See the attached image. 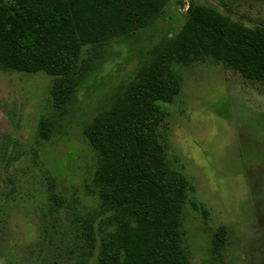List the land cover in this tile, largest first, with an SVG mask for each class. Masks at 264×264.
<instances>
[{
  "label": "rangeland",
  "instance_id": "rangeland-1",
  "mask_svg": "<svg viewBox=\"0 0 264 264\" xmlns=\"http://www.w3.org/2000/svg\"><path fill=\"white\" fill-rule=\"evenodd\" d=\"M193 2L264 28V0H167L137 36L109 42L77 89L79 108L48 139L38 125L52 110L54 77L0 69V264L97 263L98 243L91 251L86 233L97 242L110 212L93 186L98 157L82 124L163 34L185 23ZM172 69L179 91L161 103L158 131L167 161L194 187L180 219L185 264H264V81L211 55Z\"/></svg>",
  "mask_w": 264,
  "mask_h": 264
},
{
  "label": "trees",
  "instance_id": "trees-1",
  "mask_svg": "<svg viewBox=\"0 0 264 264\" xmlns=\"http://www.w3.org/2000/svg\"><path fill=\"white\" fill-rule=\"evenodd\" d=\"M167 0H0V69L54 77L52 110L40 117L48 139L80 106L78 87L97 71L112 40H129L153 24ZM83 47H87L85 55ZM211 55L248 79L264 81V28H249L212 7L191 3L185 23L144 53L133 77L117 85L82 124L96 150L93 184L110 212L86 233L96 264H185L182 207L194 187L167 161L158 131L161 103L179 91L172 69ZM61 126V125H60ZM55 204L64 199L51 196Z\"/></svg>",
  "mask_w": 264,
  "mask_h": 264
}]
</instances>
